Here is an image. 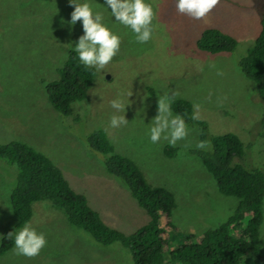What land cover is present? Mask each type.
I'll return each instance as SVG.
<instances>
[{
    "label": "rangeland",
    "instance_id": "obj_1",
    "mask_svg": "<svg viewBox=\"0 0 264 264\" xmlns=\"http://www.w3.org/2000/svg\"><path fill=\"white\" fill-rule=\"evenodd\" d=\"M90 2L102 11L121 43L112 61L95 69L87 98L62 117L51 106L45 83L58 77L71 44L82 34L80 22L71 31L61 23L72 11L68 0H0V144L22 142L48 157L107 226L129 234L145 225L148 216L123 181L107 172L104 155L90 149L88 136L103 131L115 153L135 162L150 185L175 196L169 221L180 235L164 244L163 258L168 260L169 251L182 244V235L200 238L217 228L233 213L238 199L221 195L199 158L190 154L202 148L197 147L201 142L196 129L186 126L185 138L175 145L166 140L152 144L148 124L157 115L159 96L186 99L199 105L197 119L208 124L212 135H237L248 162L264 171V132L258 133L262 104L255 84L238 66L258 35L260 0H219L200 20L178 14L175 0H149L156 16L153 35L145 44L136 43L130 30L112 22L103 0ZM209 27L235 38L234 52H200L196 41ZM118 95L125 105L118 115L128 122L112 129L107 123L114 113L109 101ZM166 146L177 148V154L167 157ZM17 174L16 165L0 159V242L17 221L10 205ZM32 210L27 224L44 233L46 245L32 257L17 254L13 247L0 257V264H133L119 243L98 244L48 201L34 203ZM260 234L264 240V220ZM241 264L264 263L244 258Z\"/></svg>",
    "mask_w": 264,
    "mask_h": 264
},
{
    "label": "trees",
    "instance_id": "obj_2",
    "mask_svg": "<svg viewBox=\"0 0 264 264\" xmlns=\"http://www.w3.org/2000/svg\"><path fill=\"white\" fill-rule=\"evenodd\" d=\"M259 32L254 45L238 62L241 73L255 84L262 115L258 133L264 132V0L257 7ZM235 38L217 28H206L196 41V48L211 55L231 53L236 49ZM58 77L45 83V91L53 109L62 117L72 114V106L87 98L96 72L84 67L70 50ZM170 109L185 119L187 127L199 133L203 147L191 150L214 179L218 192L235 197L238 204L226 221L215 229L205 231L200 238L191 233L182 235V244L163 258V247L180 235L169 221L176 208L175 196L164 187L150 185L139 167L131 159L115 153L106 134L92 132L87 143L94 152L104 155L107 172L119 178L131 196L148 216V222L132 233H124L107 226L99 213L93 210L87 198L75 192L62 170L48 157L29 145L11 141L0 144V159L16 165V184L10 194L11 210L16 223L7 229L0 242V257L13 247V237L32 218L34 203L48 201L62 210L67 222L89 234L103 246L119 243L127 249L133 264H241L244 258L264 263V240L260 229L264 220V171L252 166L247 159L244 144L233 134L212 135L208 124L192 119L193 105L183 98L171 100ZM178 149L166 146L164 154L174 157ZM168 221L164 224L162 218Z\"/></svg>",
    "mask_w": 264,
    "mask_h": 264
},
{
    "label": "clouds",
    "instance_id": "obj_3",
    "mask_svg": "<svg viewBox=\"0 0 264 264\" xmlns=\"http://www.w3.org/2000/svg\"><path fill=\"white\" fill-rule=\"evenodd\" d=\"M218 3L219 0H175V9L178 14L200 20ZM68 5L72 8L69 19L61 23H66L71 31L79 21L82 30V34L71 44L72 51L84 67L103 69L117 54L120 36L105 22L102 11L93 8L90 0H68ZM103 6L110 12L113 23L130 30L136 43L145 44L151 39L156 12L149 0H103ZM171 99V94L157 99V115L147 127L148 140L152 144L166 140L168 144L175 145L187 134L185 119L179 114L173 115L170 110ZM109 105L114 110L107 122L109 128L115 129L128 122L125 115H118L125 110L121 96L110 100ZM193 108L192 119H197L199 105ZM203 146V142L197 145ZM46 242L44 233L37 232L27 223L13 237L15 252L27 257L37 255Z\"/></svg>",
    "mask_w": 264,
    "mask_h": 264
}]
</instances>
